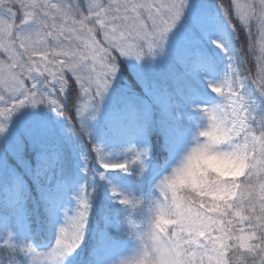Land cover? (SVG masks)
I'll use <instances>...</instances> for the list:
<instances>
[{"label": "trees", "instance_id": "16d2710c", "mask_svg": "<svg viewBox=\"0 0 264 264\" xmlns=\"http://www.w3.org/2000/svg\"><path fill=\"white\" fill-rule=\"evenodd\" d=\"M238 2L246 4L252 0ZM218 4L231 9L229 19L237 32L233 34L231 48L239 52V59L235 60L259 90L262 41L258 26L255 21L250 28L241 25L235 15L234 0H190V11L185 14L181 27H187L191 9L202 11L208 18L212 13L220 12ZM221 23V31L229 30L223 15ZM139 43L143 44L142 50L146 52L148 41ZM178 43L180 41H176L173 35H168L162 49L158 48L154 54H146L139 60L144 84L134 76L125 58L113 52L118 65L116 77L101 98L98 96L92 101L95 109L106 107L112 113L109 123L100 120L98 124L102 140L132 143L143 138L150 150L149 173H142V166L135 163H127L126 170H114L116 183L128 191L130 198L155 196L151 192L154 181L168 171L169 164L188 144L194 129L192 113L200 114L202 108L212 105V102L220 103L225 111H230L220 96L204 92L196 74L204 71L212 81H221L229 62L225 53L219 54L210 39L206 43L201 40L199 45L203 57L189 59ZM65 78L69 84L68 94L56 91L52 96L61 101L67 118L48 104L36 107L28 104L11 116L0 115V125L6 129L0 133V264H33V260L41 264L35 252L51 245L56 212L65 210L71 214L70 217L77 216L82 210V197L89 203L88 225L75 251L81 249L85 261L73 264H86L100 254L98 235L101 233L117 243L123 257L130 255L136 246H125L129 238L125 218L130 209L121 205L118 198L104 200L101 195V181L93 167L94 164L100 166L92 153L97 142L82 129V118L77 112V105L83 109L88 101L75 79L69 74ZM6 98L8 106L3 110L12 109L15 104ZM99 98L104 99V105H100ZM252 102L255 104L257 101ZM262 103L260 109L255 107L254 114L258 119L264 115L261 111L264 101ZM252 127L258 128V125L253 124ZM85 154H89L90 169L87 175L83 174L78 179L69 163ZM21 204L33 209V218H29L26 212L18 214ZM136 218L139 220L141 217L137 214ZM168 228L171 231L172 225ZM26 246H30L32 251H26ZM75 251L69 255L73 257Z\"/></svg>", "mask_w": 264, "mask_h": 264}, {"label": "snow or ice", "instance_id": "6c2138e0", "mask_svg": "<svg viewBox=\"0 0 264 264\" xmlns=\"http://www.w3.org/2000/svg\"><path fill=\"white\" fill-rule=\"evenodd\" d=\"M189 4L190 0H108L107 3L87 0L86 7H82L72 0H0V51L7 56L6 61H0V85L7 87L13 96L24 97L12 109L0 110V115L11 116L28 104L33 107L48 104L67 118L61 101L52 96L56 91L68 94V79L64 75L67 72L75 78L88 101L83 109L77 105V112L83 118L92 108V101L102 96L116 77L118 65L112 53L140 60L162 49L168 34L190 11ZM218 7L229 30L210 35L207 17L191 9L181 37L183 51L189 59L202 58L203 51L197 45L207 38L216 47L222 46L218 48L228 57L231 67L239 59V52L231 48L233 34L237 32L229 19L231 9L222 4ZM233 7L244 28H250L253 21L258 26L262 44L257 87L264 101V0H258V4L256 0L246 4L234 0ZM97 25L103 31L107 47H102L96 39ZM142 40L148 41L146 52L142 50L143 44L138 43ZM89 60L90 64L86 62ZM26 79L31 81L30 88L25 86ZM236 83L227 74L219 82L208 81L209 88L215 87L219 92L227 89V99L233 107L225 111L223 105L212 102V107L203 111L229 137L243 141L250 160L248 172L237 182L232 199L221 205L220 210L203 203L192 206L203 222L199 229L193 230L183 220H177L171 224L170 233L165 230L168 244L180 257L177 264H264V115L257 118L255 104L245 99L248 91L243 81L238 82L242 91H237ZM253 124L258 128H253ZM5 130L0 125V131ZM95 153L100 166L117 163L99 148ZM142 155L138 154L133 163H142ZM124 165L120 170L128 168L127 163ZM80 205L82 210L73 220L71 230L59 229L58 252H74L82 242L88 200L82 197ZM25 250L32 251L30 246Z\"/></svg>", "mask_w": 264, "mask_h": 264}, {"label": "clouds", "instance_id": "9594fccd", "mask_svg": "<svg viewBox=\"0 0 264 264\" xmlns=\"http://www.w3.org/2000/svg\"><path fill=\"white\" fill-rule=\"evenodd\" d=\"M210 89L219 93L215 87L210 86ZM202 118L205 123L197 128L191 141L169 164L168 171L154 184L159 196L130 198L115 190L113 195L119 203L130 209L125 219L129 238L136 246L130 255L114 264H177L180 257L164 235L165 230L171 232L168 226L183 220L197 230L203 222L195 214L194 204L203 203L220 210L221 205L232 199L237 182L248 172L249 157L243 141L229 137L206 112ZM124 166V163H115L101 167L114 171ZM141 166L142 173L148 170L143 159ZM137 214L141 217L139 220ZM71 253L55 250L53 264H64L66 255ZM33 264L37 261L33 260Z\"/></svg>", "mask_w": 264, "mask_h": 264}, {"label": "rangeland", "instance_id": "374dc122", "mask_svg": "<svg viewBox=\"0 0 264 264\" xmlns=\"http://www.w3.org/2000/svg\"><path fill=\"white\" fill-rule=\"evenodd\" d=\"M72 2L74 3H79L82 7H86L87 4V0H72ZM103 2L107 3L108 0H103ZM113 2H120V0H113ZM159 2V0H158ZM15 11V9H14ZM202 13V11H200ZM19 15V13H18ZM209 21L208 24V28H209V34L210 35H219L221 32V28H222V15L219 11H216L214 13H212V16L209 15V17L207 18ZM147 23H151L150 21H147ZM182 20L180 21V23L177 25V27L168 35H173L174 38H176V41H180V43H178L179 46H181L182 48H184V43L181 39L182 35L184 34V30L186 29L185 26H182L184 28L181 27ZM97 31L95 33L96 35V39L98 41H100L101 46L102 47H107L106 42L104 41V35H103V31L99 29V26L97 25ZM183 29V30H182ZM144 41V40H142ZM204 43L207 42V39L204 38L202 40ZM141 42V41H139ZM138 42V43H139ZM202 44V43H199ZM197 45V47L200 49L201 46ZM215 49L218 51L219 54H223L224 52L216 47V45L214 44ZM126 62L128 63V65L131 68V71L133 72L134 76L142 83H145V79L143 77V73H142V68H141V62L135 58H129V57H124ZM24 59L26 60L27 57H24ZM7 60V56L6 54H4L2 51H0V61H6ZM87 63H91V61H86ZM230 61L226 64L225 69L223 71L222 74V79L224 78V76L227 74V76L231 79H233L234 81H236L237 83L234 84V87L237 88V91H242L239 88V83L240 81H243L244 83V88L247 89L248 91V96H245V99H250L251 101H257L255 103L257 109H260L263 106L262 101L260 100L259 97V90L255 87L254 82H252L247 76H245V74L243 73V70L238 66V62L236 60H234V62L232 63L231 67H229ZM235 70V71H233ZM69 74L71 76L70 73H65L64 75ZM197 74V80L200 82L202 89L204 90L205 93L209 94V95H213V96H220L219 98H221L223 100V102H226V105L228 104V108L231 111V108L233 107V104L230 100L227 99V89H222L223 93L219 92V93H214L211 91V89L208 86V81H212V79L210 78V75H208L206 72L201 71L200 73H196ZM34 75H38L35 74ZM72 77V76H71ZM74 78V77H73ZM39 79L41 80V77H39ZM75 79V78H74ZM27 80V79H26ZM28 85L29 87H31V81L27 80L25 82V86ZM55 93V92H53ZM11 99L13 101V103L16 105L19 103L20 99H23V96H20L19 94H16L15 96H13V94L11 93V91L5 87L4 85H0V110H3L4 108H6L8 106L7 103V98ZM101 98V96H99ZM99 98V103L100 105H104L103 101L104 99H100ZM217 99L214 98V101H216ZM217 102V101H216ZM212 105L211 104H207L202 108L201 113L199 114H195L192 113V120L194 122V129L192 131V135L194 132H196L197 128L202 126L205 121L203 120V116L205 115V112L203 111L205 108H211ZM111 111L108 110V108L104 107L101 109H95L94 107H92L90 109V111L88 113H86V115L82 118L81 120V127L82 129L86 132V134L88 136H90L92 139L96 140L97 145H95L96 147L94 149H92V153L94 156V159H97L96 153H95V149L99 148L103 151V153L112 161V162H117V163H133L134 160H136V157L138 154H143L142 155V159L144 160V162L147 164L148 166V170L146 171V174L150 172L151 170V157H150V150L147 146V143H145V140L143 138L139 139L136 142H132V143H126L124 141H118L117 139H114V142L109 143V142H105L104 140H102V138L99 135L98 132V127L100 124V120L105 121L107 123H109V117L111 115ZM177 114V113H176ZM258 134V133H257ZM192 135L190 137L188 141V143L191 141ZM187 145V144H186ZM89 154H85V155H80L77 158L72 159V162L69 163V168L74 169V171L76 172V178L78 177H82L83 174L87 175L88 171L90 169L89 167V160H88ZM173 162V161H172ZM135 164L141 165L140 162H136ZM95 171L97 172V177L100 179L101 181V187H102V191H101V195L102 197L105 199H111V200H116L117 197L113 195V189H115L116 191L120 192L122 195L124 196H128L129 193L127 190H125L124 187L120 186L118 183H116V179L113 176L114 175V171H107L104 168H102L101 166H98L97 164L93 165ZM96 167V168H95ZM163 174V173H162ZM162 174L159 175L158 178H156V180L153 183L154 184L157 182V180L162 176ZM104 177L103 179H101V177ZM79 179V178H78ZM110 180V182L108 183L107 180ZM152 186L151 188V192L152 195L155 196H159V193L157 191L154 190V187ZM98 196V193L96 194ZM19 215H22V213L26 212L27 216L29 218H33L34 217V211L33 209H30L29 206L27 205H19L18 206V210H17ZM70 213L68 211H60V212H56V227L54 231V238L51 243V245L43 250H39L36 251L35 254L36 256L40 259V263L41 264H53V256L52 254L55 252L56 250V240L57 238H59V228L63 225H65V227L67 229H69V231L71 230L70 225L72 224L73 220L75 219V217H70ZM110 223V222H109ZM87 225H88V220H87ZM115 226H118L117 224H115ZM246 227V225H245ZM99 236V243H100V254H98L96 257H94L91 260H88L86 262V264H114V262L118 261L119 259H121V257H123V252L120 250L119 246L117 245V243L114 242V240L108 238L104 233H101L98 235ZM129 237V236H128ZM128 242L127 244H125V246H134L135 242L130 239L127 238ZM76 254L73 255H66L65 259H64V264H69L71 262V264H73L74 262H83L85 261L84 257H83V253L82 250L79 249V251H75ZM68 256V258H67ZM67 258V259H66Z\"/></svg>", "mask_w": 264, "mask_h": 264}]
</instances>
